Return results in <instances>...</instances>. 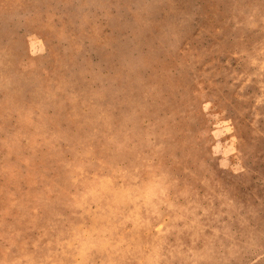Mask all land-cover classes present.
Listing matches in <instances>:
<instances>
[{
	"label": "rangeland",
	"instance_id": "1",
	"mask_svg": "<svg viewBox=\"0 0 264 264\" xmlns=\"http://www.w3.org/2000/svg\"><path fill=\"white\" fill-rule=\"evenodd\" d=\"M0 264H264V0H0Z\"/></svg>",
	"mask_w": 264,
	"mask_h": 264
}]
</instances>
